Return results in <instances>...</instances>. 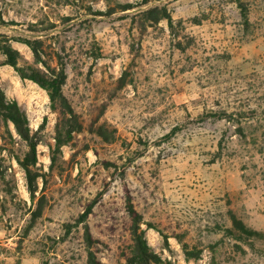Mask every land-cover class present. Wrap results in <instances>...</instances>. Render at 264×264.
I'll use <instances>...</instances> for the list:
<instances>
[{
  "label": "rangeland",
  "instance_id": "374dc122",
  "mask_svg": "<svg viewBox=\"0 0 264 264\" xmlns=\"http://www.w3.org/2000/svg\"><path fill=\"white\" fill-rule=\"evenodd\" d=\"M142 1L0 0V34L42 41L80 125L53 163L58 113L0 54L39 174L33 199L17 162L30 143L0 120L5 264H88L87 248L102 264H138L129 196L153 264H264V0ZM90 206L88 244L76 222Z\"/></svg>",
  "mask_w": 264,
  "mask_h": 264
},
{
  "label": "trees",
  "instance_id": "16d2710c",
  "mask_svg": "<svg viewBox=\"0 0 264 264\" xmlns=\"http://www.w3.org/2000/svg\"><path fill=\"white\" fill-rule=\"evenodd\" d=\"M150 0H143L142 3L145 5L149 3ZM124 6H120V10ZM158 11L157 8L149 9L145 13H154ZM244 18L246 14L243 13ZM164 18L169 22V25L172 26L171 17L164 11ZM12 41H17L25 43L34 53L35 56V65H24L20 66V53L17 49L12 46ZM42 41L38 39H23L21 37H8L5 34H0V54L3 55L4 61L2 64L9 65L18 73L21 79L31 80L36 83L39 87L44 89L49 97L51 102V108L58 113L59 120L56 126L55 134V146L51 147V160L54 163L56 161L57 153L60 152V149L63 145L70 143L75 132L80 130V125L76 120V113L72 108L69 100L63 92V86L66 82V72L64 67H61L59 70L56 67H52L41 55ZM39 64H42L44 68H40ZM0 120L4 122L6 126L8 123H12L17 134L26 142L30 143V150L26 152L24 158H17L18 164L25 171L28 179V187L31 192L33 199L35 198V193L37 186L35 185L36 179L39 174L31 169V166H34L37 162L36 155V145L31 142L32 136L29 127V121L26 113L21 109L17 100H9L5 92L0 88ZM46 120V119H45ZM77 127H76V125ZM106 132L102 133L101 136L106 138V140H111L105 135ZM128 213L133 220V234L137 238L138 243V253H137V263L138 264H153L157 263L160 259L150 251V247L144 239V231L140 229V224L142 222L141 215L137 213L133 207L130 196L127 201ZM91 207H88L87 211L82 214L76 222L78 224H83L84 226V236L89 242H92V235L89 229V226L86 223L88 214L91 211ZM149 227H153L148 224ZM71 229H69L70 231ZM164 241L168 242V236L163 235ZM183 251L185 253L186 260L197 259L200 255L198 252H190L187 245H183ZM88 253V264H102L97 260L94 253L91 249L87 248Z\"/></svg>",
  "mask_w": 264,
  "mask_h": 264
},
{
  "label": "built area",
  "instance_id": "2783aa9c",
  "mask_svg": "<svg viewBox=\"0 0 264 264\" xmlns=\"http://www.w3.org/2000/svg\"><path fill=\"white\" fill-rule=\"evenodd\" d=\"M6 256H5V253L3 251V245L0 244V264H5L6 262Z\"/></svg>",
  "mask_w": 264,
  "mask_h": 264
},
{
  "label": "bare ground",
  "instance_id": "6f19581e",
  "mask_svg": "<svg viewBox=\"0 0 264 264\" xmlns=\"http://www.w3.org/2000/svg\"><path fill=\"white\" fill-rule=\"evenodd\" d=\"M14 87H15V89H18V87H17L16 84H14ZM149 229H150V228H149ZM147 230H148V229H147ZM148 234H149V236H150L151 238H154V236H153L154 232H152L151 229L149 230ZM154 241H155V240H154ZM156 241H157V240H156Z\"/></svg>",
  "mask_w": 264,
  "mask_h": 264
}]
</instances>
